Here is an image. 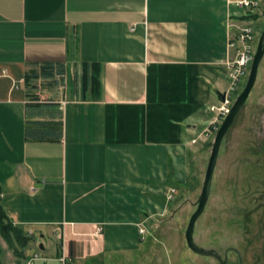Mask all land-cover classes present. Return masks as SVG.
<instances>
[{"label":"crops","instance_id":"0c3cea01","mask_svg":"<svg viewBox=\"0 0 264 264\" xmlns=\"http://www.w3.org/2000/svg\"><path fill=\"white\" fill-rule=\"evenodd\" d=\"M233 1L0 0L1 202L36 263L185 264L151 232L211 137L231 25L257 12Z\"/></svg>","mask_w":264,"mask_h":264},{"label":"rangeland","instance_id":"374dc122","mask_svg":"<svg viewBox=\"0 0 264 264\" xmlns=\"http://www.w3.org/2000/svg\"><path fill=\"white\" fill-rule=\"evenodd\" d=\"M258 1L260 10H254L257 12L253 15L257 14L260 18L264 15V0ZM259 18L249 23L257 33L256 52L264 31V20L259 22ZM247 80L236 98L244 90ZM218 129L211 132L204 149L196 151L189 159L190 184L176 188L173 209L151 232L157 237L170 239L167 242L169 247H162L160 254L165 258L176 255L180 243L185 245V252L189 255H185V264H198L194 258H198L199 264H219L213 258L192 252L185 238L190 218L198 208ZM194 239L199 246L215 250L223 259L226 258V264H241V261L243 264H264V58L255 87L223 140L211 195L204 213L197 221ZM0 245L3 264H28L33 254H30L32 247L28 245L27 248L18 247L24 257H17L1 236Z\"/></svg>","mask_w":264,"mask_h":264},{"label":"built area","instance_id":"2783aa9c","mask_svg":"<svg viewBox=\"0 0 264 264\" xmlns=\"http://www.w3.org/2000/svg\"><path fill=\"white\" fill-rule=\"evenodd\" d=\"M258 0H235L233 4L239 9L243 10H260ZM236 29V32L230 34L229 38V48L236 51L235 58L228 63V81L229 87L223 95V100L218 107L212 108L215 114V119L211 123V126L207 129V132L211 133L218 129L219 124L227 117L229 114L235 100L237 93L241 89V86L246 82L251 64L254 60L257 46V33L252 24L236 25L233 24L231 27ZM196 142V141H194ZM175 193V192H174ZM172 197H168V201H171ZM139 231L141 234H145L146 230L144 227H140ZM103 232L102 226H97L94 233L95 236L100 235ZM29 235H33L30 231ZM41 255L34 252L28 264H34L35 262L41 260Z\"/></svg>","mask_w":264,"mask_h":264},{"label":"water","instance_id":"95a60500","mask_svg":"<svg viewBox=\"0 0 264 264\" xmlns=\"http://www.w3.org/2000/svg\"><path fill=\"white\" fill-rule=\"evenodd\" d=\"M264 58V31L259 39L257 52L255 54L253 63L251 65L250 74L248 76L247 83L245 85L244 90L241 92V94L236 98L229 114L224 119L223 123L221 124L220 128L218 129L216 133V137L212 146V151L210 154V159L208 162V167L206 170L202 192L198 200V208L194 212V214L191 216L189 224L186 229L185 238L186 243L189 247V249L194 252L197 255H200L202 257H209L217 260L219 264H226L227 259H223L222 256L215 250L206 249L201 246H199L194 239V233L197 221L201 217V215L204 213L206 206L208 204L211 190H212V181L214 177V172L216 169V165L218 162L220 149L223 143V140L231 127L233 126L235 120L237 119L238 115L240 114L241 110L243 109L244 105L246 104L252 90L255 87L258 73L260 69L261 62ZM43 249V246H42ZM241 264L242 261H241Z\"/></svg>","mask_w":264,"mask_h":264},{"label":"trees","instance_id":"16d2710c","mask_svg":"<svg viewBox=\"0 0 264 264\" xmlns=\"http://www.w3.org/2000/svg\"><path fill=\"white\" fill-rule=\"evenodd\" d=\"M259 18L257 14H246L240 17L241 20L247 19L248 21H256ZM53 68L52 66L43 65L41 66V74H44V76H50L53 75ZM36 77V74H29L27 78H25V83H29V86L31 89H36L38 87L37 82L33 79ZM234 125V124H233ZM191 180H186L184 183L185 186H188L190 184ZM1 186H0V236L5 241V243L8 245L9 248H11L15 255L19 258H23L24 254L18 251V247L21 248H27V246L35 241L34 235H29L22 229H19L16 227L9 219L8 215L6 214L2 202H1ZM1 250V245H0ZM0 264L2 263L1 257H0Z\"/></svg>","mask_w":264,"mask_h":264},{"label":"flooded vegetation","instance_id":"af4514ba","mask_svg":"<svg viewBox=\"0 0 264 264\" xmlns=\"http://www.w3.org/2000/svg\"><path fill=\"white\" fill-rule=\"evenodd\" d=\"M224 259H226V258H224ZM219 263V262H218Z\"/></svg>","mask_w":264,"mask_h":264}]
</instances>
